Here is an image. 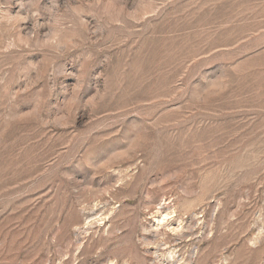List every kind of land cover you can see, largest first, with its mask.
Wrapping results in <instances>:
<instances>
[{
  "label": "rangeland",
  "instance_id": "rangeland-1",
  "mask_svg": "<svg viewBox=\"0 0 264 264\" xmlns=\"http://www.w3.org/2000/svg\"><path fill=\"white\" fill-rule=\"evenodd\" d=\"M0 264H264V0H0Z\"/></svg>",
  "mask_w": 264,
  "mask_h": 264
},
{
  "label": "bare ground",
  "instance_id": "bare-ground-1",
  "mask_svg": "<svg viewBox=\"0 0 264 264\" xmlns=\"http://www.w3.org/2000/svg\"><path fill=\"white\" fill-rule=\"evenodd\" d=\"M165 218H166V215H164V214L159 215V217H158V224L161 223V222H163L165 220Z\"/></svg>",
  "mask_w": 264,
  "mask_h": 264
}]
</instances>
